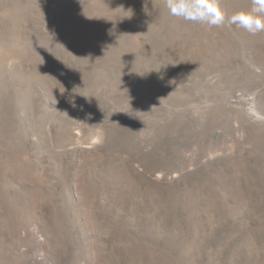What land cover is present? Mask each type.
<instances>
[{"label": "rangeland", "instance_id": "obj_1", "mask_svg": "<svg viewBox=\"0 0 264 264\" xmlns=\"http://www.w3.org/2000/svg\"><path fill=\"white\" fill-rule=\"evenodd\" d=\"M166 0H0V264H264V32Z\"/></svg>", "mask_w": 264, "mask_h": 264}, {"label": "clouds", "instance_id": "obj_2", "mask_svg": "<svg viewBox=\"0 0 264 264\" xmlns=\"http://www.w3.org/2000/svg\"><path fill=\"white\" fill-rule=\"evenodd\" d=\"M253 5L251 10L234 12L230 22L255 35L264 32V0H253ZM166 6L174 17L209 27L219 26L225 18L219 0H166Z\"/></svg>", "mask_w": 264, "mask_h": 264}]
</instances>
